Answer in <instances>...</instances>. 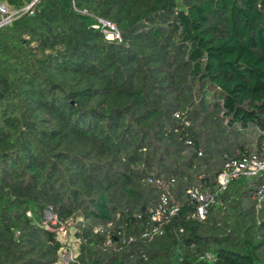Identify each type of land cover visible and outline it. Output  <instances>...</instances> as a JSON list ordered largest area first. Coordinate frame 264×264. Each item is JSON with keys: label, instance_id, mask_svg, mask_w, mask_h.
Instances as JSON below:
<instances>
[{"label": "trees", "instance_id": "16d2710c", "mask_svg": "<svg viewBox=\"0 0 264 264\" xmlns=\"http://www.w3.org/2000/svg\"><path fill=\"white\" fill-rule=\"evenodd\" d=\"M263 154L264 0H39L0 26V264H54L62 228L70 264H264L258 176L201 220L187 194Z\"/></svg>", "mask_w": 264, "mask_h": 264}, {"label": "built area", "instance_id": "2783aa9c", "mask_svg": "<svg viewBox=\"0 0 264 264\" xmlns=\"http://www.w3.org/2000/svg\"><path fill=\"white\" fill-rule=\"evenodd\" d=\"M39 0H29L20 9H13L7 6L5 3H0V26L9 23L15 16L20 13H33L34 6ZM101 22L102 31L105 33L107 38L116 39L119 38V32L116 26L105 20L99 19ZM240 176H258L260 181L255 190V200L258 208H264V154L262 156L250 155V156H240L225 160L223 163V168L219 172L217 177V188L214 191L202 190L197 186H192L187 189V194L190 198L196 203L195 210L192 213V217L198 220L205 218L208 209L211 205L217 202L218 193L222 192L229 182L233 179H236ZM150 180V179H148ZM174 182V179L170 181V184ZM168 196L167 194L161 195V203L159 206L154 208L151 212V219L154 221H161L166 218V215L163 214L165 210L162 209V205H167ZM176 208H172L169 212L173 213ZM45 216L52 220L54 217L49 211L45 212ZM158 225H156L152 232L144 233L143 236H152L153 233L160 232ZM97 231L108 232L107 229L103 226L96 227ZM152 233V234H151ZM62 241V239H60ZM65 243V246L59 253V257L54 264H70L73 262L77 256V244L73 247L69 245L67 239L62 241ZM76 242V241H75ZM110 240H108V243ZM211 257V255H208Z\"/></svg>", "mask_w": 264, "mask_h": 264}, {"label": "rangeland", "instance_id": "374dc122", "mask_svg": "<svg viewBox=\"0 0 264 264\" xmlns=\"http://www.w3.org/2000/svg\"><path fill=\"white\" fill-rule=\"evenodd\" d=\"M71 231H72V229H70L68 231V230L62 228L59 231V236H60V239H62V241L67 239L69 242V245H71V247H73L74 244L76 245V242H75V239H74Z\"/></svg>", "mask_w": 264, "mask_h": 264}]
</instances>
